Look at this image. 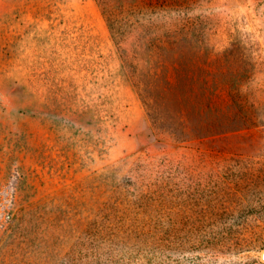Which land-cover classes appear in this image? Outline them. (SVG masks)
Listing matches in <instances>:
<instances>
[{
	"label": "rangeland",
	"instance_id": "374dc122",
	"mask_svg": "<svg viewBox=\"0 0 264 264\" xmlns=\"http://www.w3.org/2000/svg\"><path fill=\"white\" fill-rule=\"evenodd\" d=\"M0 264H264V0H0Z\"/></svg>",
	"mask_w": 264,
	"mask_h": 264
}]
</instances>
